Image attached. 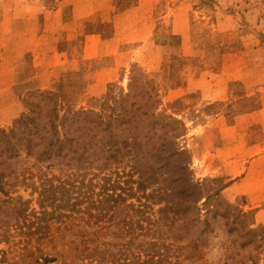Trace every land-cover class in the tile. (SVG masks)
<instances>
[{
    "label": "rangeland",
    "instance_id": "obj_1",
    "mask_svg": "<svg viewBox=\"0 0 264 264\" xmlns=\"http://www.w3.org/2000/svg\"><path fill=\"white\" fill-rule=\"evenodd\" d=\"M78 3L84 11H94L77 14ZM135 69L137 80L131 81ZM143 77L155 92L150 86L146 93L135 92ZM110 88L118 95L131 91L130 102L142 106L144 117L155 112L160 124H169L165 128L183 132L178 142L189 158L191 180L203 181L205 195L220 184L229 185L253 158L220 153L216 130L264 103V0H0V129L13 128L38 99V91L59 92L60 118L68 107L100 110ZM215 98L225 99L205 105ZM219 113L224 116L215 118ZM65 161L38 162L25 150L13 158L0 155V264H38L44 257L56 258L46 264H91L79 259L85 250L80 244L84 231L96 232L98 242L111 243L107 259L122 254L121 245L131 239L120 264H145L148 257L141 244L158 238L170 247L168 258L159 264H206L209 231L199 239L198 228H185L181 218L157 213L140 219L141 214H131V198L120 201L111 219V213L103 216L96 208V218L71 213L61 200L62 206L50 207L44 215L35 190L42 180H53L60 199L69 187L67 180L74 182L69 190L75 196L81 185ZM261 164L256 161L253 168L259 171ZM90 178L96 198L101 178L97 169L85 182L90 184ZM214 178L218 181H209ZM224 190L223 199L252 212L253 227L264 225V213L257 217L264 209V191L229 199ZM163 205L151 207L155 212ZM19 207H27L20 218ZM189 212L192 217V207ZM104 225L109 228L102 229ZM214 225H222L230 236L224 264H264L262 234L243 245L248 238L239 225L231 231L222 216ZM41 234L48 237L39 238Z\"/></svg>",
    "mask_w": 264,
    "mask_h": 264
},
{
    "label": "trees",
    "instance_id": "obj_2",
    "mask_svg": "<svg viewBox=\"0 0 264 264\" xmlns=\"http://www.w3.org/2000/svg\"><path fill=\"white\" fill-rule=\"evenodd\" d=\"M142 79L143 86L139 91L136 89V93H146L148 87L152 85L147 77ZM134 80H137L136 69L131 75V81ZM130 92L125 93L122 90L118 95L110 88V93L103 101L100 110L68 107L58 118L59 92L41 90L35 93L38 99L32 101L29 111L17 120L13 128L9 131L0 129V145L3 146L0 155L13 158L25 150L29 156H35L38 162H46L54 158H60L62 161L67 159L65 162L73 171L70 176L74 177L73 180L78 176L75 181L81 185L77 187L76 196L69 190L74 186V182L70 183L68 180L65 183L69 187L61 199L58 195V186L54 185L51 179L42 180L41 186L35 187L38 193L37 202L43 214H49L50 207L63 205L71 213L76 211L83 215L88 214L90 218H96L99 212L103 216L111 213L109 218L111 219L118 210L116 207L119 206L120 201L131 198L134 199L128 204L134 212L131 214H141L143 217L140 219H151L152 215L157 213L171 220L181 218L185 228L189 229L191 225L198 228L199 239L212 229L213 221L218 216L225 219L228 227L231 226V231L239 225L243 231L242 235L248 238L243 245L255 241L258 234L264 236V225L253 227L254 223H250L251 211H244L236 204L222 198V191L228 183L220 184L208 195L203 193L204 183L203 181L194 183L191 180L189 158L186 150L178 142L183 132L177 127L165 128L169 124H160L155 112L144 117L145 113L139 111L142 106L131 104L130 98L134 94ZM151 92H155L154 86L151 87ZM152 97L149 95V99ZM174 122L180 124L178 120ZM52 166L54 164L48 165V167ZM92 169H97L98 175H101L97 182L100 191L97 192L96 198L93 178L88 180L90 184L85 182V176ZM106 170L109 171L104 172ZM112 172H115L114 179L111 177ZM209 181L213 183L218 179ZM183 186L186 189L182 190ZM83 187L87 189L84 190ZM63 188H66L64 184ZM197 193L196 200L194 196ZM191 195H193L192 200ZM203 199L204 202L198 204ZM60 200L62 205L59 204ZM160 203L164 205L154 212L151 206ZM26 204H29V200ZM27 207L18 208L19 218L24 215ZM147 207L150 209L148 210ZM191 207L192 217L189 212ZM93 208L100 211L94 213ZM202 211L203 219L200 218ZM89 222L92 223L90 220ZM41 227H37L36 232L40 233L38 229ZM108 228L109 225L102 227V229ZM47 237L43 234L39 236V238ZM199 239L197 238L194 245L196 251L200 249ZM98 241L96 232L90 234L84 231L81 234L80 244L85 245V250L79 259L91 264H120V259L132 242L131 239L124 242L121 245L124 248L123 253L107 259L108 253L112 255L109 252L111 243ZM88 243L93 245L89 248ZM188 246L190 244L186 247ZM141 247H144L148 257L145 264H159L168 258L170 247L159 238L144 241ZM162 247H165L167 252L163 253ZM186 257L191 258V251ZM55 259L44 257L37 263L46 264Z\"/></svg>",
    "mask_w": 264,
    "mask_h": 264
},
{
    "label": "crops",
    "instance_id": "obj_3",
    "mask_svg": "<svg viewBox=\"0 0 264 264\" xmlns=\"http://www.w3.org/2000/svg\"><path fill=\"white\" fill-rule=\"evenodd\" d=\"M80 9L81 4L78 3L75 6V13L88 12L87 14H90L94 11V9L87 11ZM95 9H98V7ZM132 9L123 11V14ZM120 14L122 13H119L117 17ZM85 15H77V17H85ZM223 99L225 98H215L208 101L205 105ZM223 116V114L219 113L215 115V118H222ZM216 133L217 140H219L218 150L220 153L225 151L227 156L236 155V157L241 158L245 156L253 158L250 161V166L245 167L240 174L231 179L233 181L224 190L228 194L227 197L234 199L241 194L249 195L258 191H264V164L260 165L262 169L259 171L253 168V164L256 161H264V103L258 110L238 113L235 115L233 122L219 126ZM262 213H264V209H260L257 212V217Z\"/></svg>",
    "mask_w": 264,
    "mask_h": 264
},
{
    "label": "clouds",
    "instance_id": "obj_4",
    "mask_svg": "<svg viewBox=\"0 0 264 264\" xmlns=\"http://www.w3.org/2000/svg\"><path fill=\"white\" fill-rule=\"evenodd\" d=\"M204 249L206 264H224L230 236L222 225H214L207 234Z\"/></svg>",
    "mask_w": 264,
    "mask_h": 264
}]
</instances>
